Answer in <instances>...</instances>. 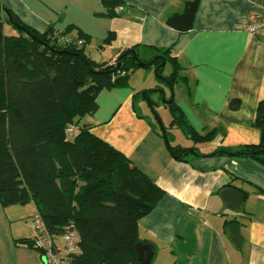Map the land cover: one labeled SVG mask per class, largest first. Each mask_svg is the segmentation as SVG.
<instances>
[{
    "label": "crops",
    "instance_id": "crops-1",
    "mask_svg": "<svg viewBox=\"0 0 264 264\" xmlns=\"http://www.w3.org/2000/svg\"><path fill=\"white\" fill-rule=\"evenodd\" d=\"M120 1L115 16L104 14L102 0H0V6L40 32L51 26L61 32L74 24L93 37L92 29L82 23V10L89 8L96 22H103L104 35L115 36L107 45L102 41V59L87 52L90 41L85 45L86 53L100 62L112 63L137 44L172 47L171 55L183 62L190 82L184 100L176 98L178 104L198 132L217 130L211 141L197 144L207 155L174 157L158 127L134 110L137 89L131 83L103 89L97 111L83 119L84 125L165 191L139 221L140 238L152 246V259L164 244L170 252L167 264H264V165L252 157L210 155L217 147L256 144L261 138L253 122L256 106L264 100V34L249 33L244 27L258 0H200L193 28L185 32L166 21L190 0ZM234 99L240 102L238 109L230 107ZM228 188L244 193L240 207L228 206L222 196ZM29 204L33 220L39 215L35 203L8 207L0 203L5 232L0 264H47L38 249L16 243L36 235L22 222ZM17 206L23 210L11 219L8 209L15 211ZM227 220L239 223L241 243Z\"/></svg>",
    "mask_w": 264,
    "mask_h": 264
},
{
    "label": "trees",
    "instance_id": "trees-1",
    "mask_svg": "<svg viewBox=\"0 0 264 264\" xmlns=\"http://www.w3.org/2000/svg\"><path fill=\"white\" fill-rule=\"evenodd\" d=\"M102 3L107 9L104 14L115 16V8L122 2ZM3 8L0 6L1 205L35 203L56 239L75 229L80 241L78 252L72 254L73 264H139L137 245L144 242L139 221L166 193L122 151L94 134L83 119L97 111L103 89L129 86L132 73L143 68L133 59L135 49L146 67L157 69L158 77L171 90L165 106L173 118L165 125L159 116L157 132L166 139L172 155L178 159L207 155L197 144L211 141L217 130L198 132L175 98L176 84L187 87L190 83L185 65L171 55L172 47L138 44L121 52L120 66L97 62L85 49L91 35L80 27L71 24L60 32L51 26L40 32L11 11L12 18L7 13L3 16ZM6 25L17 32L6 34ZM74 30L73 35L84 40L82 46L61 40ZM114 38L110 33L105 42ZM142 53L150 57H142ZM167 64L171 69L165 73ZM154 91L159 89L145 92L151 98ZM140 92L134 94V110L142 116L137 103ZM239 106V100L230 103L232 109ZM71 125L77 127L72 135L67 133ZM253 125L261 132L259 143L221 146L210 155L252 157L264 165V100L256 106ZM174 129L193 144H174ZM16 243L37 249L31 238H18Z\"/></svg>",
    "mask_w": 264,
    "mask_h": 264
},
{
    "label": "rangeland",
    "instance_id": "rangeland-1",
    "mask_svg": "<svg viewBox=\"0 0 264 264\" xmlns=\"http://www.w3.org/2000/svg\"><path fill=\"white\" fill-rule=\"evenodd\" d=\"M82 11H83L82 15H85V18L83 20L84 22L82 23H84L86 27L89 26L94 33L93 37L91 36L90 44L86 46L87 52H90L96 59H102L101 53H100V50H101L100 47L103 45L102 41H104V45H107V43L105 42L107 35H104V33L106 32H104L103 22H96V19L92 16L89 8H84ZM14 32L16 33L17 30L9 25L5 26L6 34L11 35ZM98 39H101V41H98ZM103 54L105 55V52H103ZM149 55H150L149 53L148 54L142 53V57H145V58H149L150 57ZM97 62H100V61H97ZM116 62L117 61L115 60L112 63H116ZM170 69H171L170 65L167 64L165 68V73L170 72ZM130 83L132 86H134L137 89L136 91L138 93L142 91V93L140 92V94H138L139 97L137 96L138 97L137 103H138L140 112L144 114L148 119H150L152 123L157 127H159V124H158L156 115L160 116L161 120L163 121L165 125H169L170 122L172 121L173 116L169 108L165 106V99L166 97L167 98L170 97L171 90L169 86L158 77L155 68L143 67V68L137 69L136 71L132 73ZM154 88H158L159 91L151 92L150 99L154 101L152 104L154 110L152 111L150 109L151 107L148 104L145 96L143 95V92L146 91L147 89H154ZM163 91H164V94H163ZM174 93H175V98H178L179 100H184L186 96L185 95L186 94L185 85L176 84L174 88ZM175 134L177 138L173 142L174 144L180 143L184 146L192 145V141L188 137H186L183 133H181L179 129L178 130L176 129ZM70 138H73V136H70ZM31 206H32L31 204L27 205V208H29L28 209L29 214H27L28 212H25L26 215L24 216L22 222L30 226L31 229L30 231L28 230L30 233H33V231L36 233L34 225H32L33 220L31 216V215H34L35 213H31L32 211ZM19 210L21 211L23 210L21 206H17V210L15 211H12V209H8L10 218L13 219L14 216L17 217L16 213H20ZM0 221H1V217H0ZM12 224L14 228H16V226L18 225V223H16V220L13 221ZM25 229L27 230V228H24V230ZM4 235H5L4 226L0 222V250L3 246L4 241L2 240V238L4 237ZM57 241L61 243V238L57 237ZM169 259H170V252L168 248L164 244H162L157 248L154 258L152 259V264H167Z\"/></svg>",
    "mask_w": 264,
    "mask_h": 264
},
{
    "label": "built area",
    "instance_id": "built-area-1",
    "mask_svg": "<svg viewBox=\"0 0 264 264\" xmlns=\"http://www.w3.org/2000/svg\"><path fill=\"white\" fill-rule=\"evenodd\" d=\"M244 27L249 33L264 34V0H258L252 10L248 12ZM61 40L81 46L84 44V40L73 34L62 36ZM76 130L77 127L71 125L67 128V133L72 135ZM33 225L36 231L33 238L34 245L46 257L47 264H73L72 254L78 252L80 241L75 229L60 235L61 243H59L56 237L50 234L41 216L38 215L33 218Z\"/></svg>",
    "mask_w": 264,
    "mask_h": 264
},
{
    "label": "water",
    "instance_id": "water-1",
    "mask_svg": "<svg viewBox=\"0 0 264 264\" xmlns=\"http://www.w3.org/2000/svg\"><path fill=\"white\" fill-rule=\"evenodd\" d=\"M200 0H190L185 2V6L182 12H175L173 13L166 21V24L171 28L178 30V31H189L193 28L194 18L198 9ZM3 10L8 14L9 18H12V15L8 8L4 7ZM23 31H27V29L22 25H17ZM28 32V31H27ZM133 59L139 63L140 66L146 67L148 66L147 62L141 60L138 56V52L135 49H132ZM118 66L121 63V57L117 60ZM165 62H163V65ZM157 72V69H156ZM164 94V91H163ZM148 104L150 105V109L153 111L154 108L152 106V100L146 95V92H143ZM166 101V99H165ZM157 120L160 122L159 116L156 115ZM165 134V131H163ZM223 198L227 202L228 206L231 208L240 207L243 202L244 193L236 188H228L225 192L222 193ZM231 231L235 235V238L238 243H241L242 237L240 234V225L237 222H233L230 225ZM137 249L139 252V264H149L153 257L154 251L150 244H144L142 242L138 243Z\"/></svg>",
    "mask_w": 264,
    "mask_h": 264
},
{
    "label": "flooded vegetation",
    "instance_id": "flooded-vegetation-1",
    "mask_svg": "<svg viewBox=\"0 0 264 264\" xmlns=\"http://www.w3.org/2000/svg\"><path fill=\"white\" fill-rule=\"evenodd\" d=\"M152 100V99H151Z\"/></svg>",
    "mask_w": 264,
    "mask_h": 264
}]
</instances>
